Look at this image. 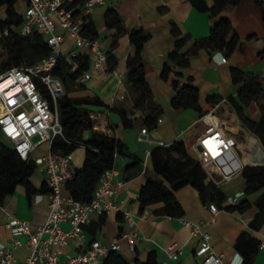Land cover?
I'll return each mask as SVG.
<instances>
[{
	"label": "crops",
	"instance_id": "1",
	"mask_svg": "<svg viewBox=\"0 0 264 264\" xmlns=\"http://www.w3.org/2000/svg\"><path fill=\"white\" fill-rule=\"evenodd\" d=\"M205 3L211 6L213 0H205ZM109 9L115 10L117 16L112 23L106 20ZM262 11L264 0H239L235 5L223 8L217 16H225L230 21L231 29L227 40L235 39L232 48L226 51L199 49L189 56V62L184 67L170 63L172 70L167 77H163L161 71L163 65L169 63L168 53L175 40L173 26L178 27L181 33L191 36L183 50L187 49L193 40L209 35L213 18L208 11L195 9L189 0H104L102 4L94 6L89 13V19L96 31L100 47L111 54L115 63L108 73L101 68H94V55L88 48L74 47L73 38L69 34L65 35L61 48L88 53L87 70L91 72V78L84 83L76 79L77 85H73L68 94L74 98L89 97L101 101L84 104L89 109L93 125L91 130L83 131V137L87 138L92 130L115 136L124 143L126 153L129 154L115 155L111 167V179L115 187L112 199L118 208L103 216L92 214L89 223L84 227L85 245L94 237L103 243L119 238L118 252L130 261L134 258L144 261L150 255L155 258L156 264H199L202 257L195 255L194 251L200 246V237L192 234L183 225L181 219H186L201 223L200 230L210 233L209 243L212 250L216 255H221L217 264H237L239 258H242L237 247L240 237L253 238L257 244L250 264H264V206L259 209L255 204L256 198L264 192V186L244 193L241 198L248 200V206L234 210L227 208L229 204L225 201V196L220 201L213 200L208 195L202 196L190 184L175 190V196L181 206L179 215L167 214L161 201L140 208L137 199L139 189L146 179L157 178L147 151L158 145L156 141L170 143L174 139L182 138L189 150L191 148L195 153L192 145L205 128L199 118L207 111H211L218 119L228 121L231 137L238 145L243 146L241 149L237 145V150L244 165L264 163V158L251 162L247 144L255 138L252 150L257 153L264 150V145L256 134L242 125L232 103L234 100L242 105L252 119L256 120L261 115L259 107L264 105ZM133 29H143L149 33L140 50L141 63L145 81L151 91V102L160 109L155 127L148 129L146 141L137 139L140 128L145 126L142 124L145 110L133 105L137 91L126 80V60L135 50L129 38ZM222 56L226 58L225 61H221ZM233 68L260 79L262 92L258 98L250 100L247 104L241 103L238 92L244 85V80H232ZM175 79L198 89L201 112L193 108L178 109L172 105L171 99L176 93L172 81ZM119 109H124L133 119L131 127H122ZM189 139L191 141H188ZM36 148L43 154L47 143H40ZM70 155L71 169L80 168L84 160V146L78 145ZM132 156L140 160L139 166L125 169ZM143 162L146 167L144 172H141ZM28 180L30 187L27 188L24 182L17 183L13 191L5 195L0 202V244L11 248L18 258L26 257L30 248L25 242L26 235L19 236L23 241L21 245L12 246V235L5 225L7 219L10 215H15L29 219L33 224H40L46 219L49 211L43 167L37 165ZM210 182L224 195L245 188V179L241 172L223 182ZM62 192L69 194L66 185L63 186ZM211 201L219 207L215 214L208 207ZM123 210H129L135 220L138 237L133 240L132 248L121 237L123 231L128 228V223L123 218ZM61 226L67 229L70 224L63 222ZM173 242V249L166 250ZM80 250L68 245L63 248L61 258H64L66 253L72 255ZM176 252L177 258H173L171 254Z\"/></svg>",
	"mask_w": 264,
	"mask_h": 264
},
{
	"label": "built area",
	"instance_id": "2",
	"mask_svg": "<svg viewBox=\"0 0 264 264\" xmlns=\"http://www.w3.org/2000/svg\"><path fill=\"white\" fill-rule=\"evenodd\" d=\"M21 22L17 27L20 36L32 33L40 34L50 46L51 52L33 64H20L0 73V134L10 143L23 159H32L42 166L48 188V215L40 224H33L29 219L10 215L5 225L10 230L12 246L23 243L20 235H26L25 242L30 248L29 254L18 258L11 248L0 244V264H102L103 258L110 250H119V238L103 243L92 238L86 244L84 227L92 214L105 215L117 205L112 199L115 187L112 182L113 169H105L98 180L92 198L87 201L75 199L64 194L62 188L71 179L70 153H60L51 149L54 137L62 136L58 117L57 99L64 94L61 78L53 73L57 57L62 56L70 63V70L77 62L73 57L77 49H62L61 43L69 34L74 40V47H85L94 55L92 66L108 73L106 52L97 39H89L80 33L85 16L92 8L104 0H23ZM7 29H0V36L6 35ZM221 57V61H225ZM91 78V72L84 70L77 78L80 83ZM7 79V83H2ZM205 128L192 147L200 162L206 179L216 183L223 182L241 172L244 164L240 163L237 144L231 143L228 121L218 119L211 111L199 118ZM148 128L142 126L137 139L148 140ZM36 137V139H33ZM233 139V138H232ZM158 145H167L156 141ZM40 143H47L46 151L34 156L33 152ZM149 151H147V154ZM146 163L143 162L141 172ZM243 190H236L225 195L229 205H235L243 196ZM209 210L215 214L219 207L213 201L208 203ZM128 228L121 237L132 248L133 240L138 237L135 220L129 210L122 211ZM68 222L70 227L62 228L61 223ZM192 234L200 237V246L194 251L201 256L199 264H217L221 255H216L209 243L210 233L201 231V223L181 219ZM72 245L81 249L75 254H63V248ZM171 243L166 250H171ZM177 258V252L172 253ZM240 257L237 264L241 263Z\"/></svg>",
	"mask_w": 264,
	"mask_h": 264
},
{
	"label": "trees",
	"instance_id": "3",
	"mask_svg": "<svg viewBox=\"0 0 264 264\" xmlns=\"http://www.w3.org/2000/svg\"><path fill=\"white\" fill-rule=\"evenodd\" d=\"M239 0H213L208 6L205 0H189L198 11H208L213 18L209 29V35L205 38L193 40L187 49L183 50L186 43L191 40L188 33H181L178 27L173 26L175 40L173 48L168 53L169 63L162 67L161 75L167 77L172 70V65L184 67L188 64L189 56L199 49L226 51L234 45L235 39L227 40L231 29L230 21L225 16H217L227 6L235 5ZM23 0H0V29H7L6 35L0 36V73L13 67L24 64H33L41 57L51 52L50 46L44 37L37 33L29 36H20L17 27L21 22V10ZM117 19L116 12L109 9L106 20L112 23ZM264 20V11H262ZM80 33L89 38L97 39L94 26L85 16ZM149 33L143 29H133L129 38L134 45V53L126 60V80L136 91L137 96L133 99L136 108L145 110L142 124L148 129L154 128L158 119L159 107L151 102V91L144 78L143 65L141 63L140 50ZM107 69L111 71L115 65L109 52H106ZM77 62L75 69L70 70V63L62 56L57 57L53 73L58 75L65 87L66 93L57 99L58 117L61 123L62 136L53 138L51 149L60 153H70L78 145L84 146V160L80 168H75L71 179L65 185L68 193L75 199L89 201L98 183L101 173L113 166L115 155H128L124 143L115 136L104 132L92 130L87 138L83 137V131L91 130L93 120L89 109L84 104L94 102L100 103L97 98H74L68 92L75 80L87 69L89 63L88 53H78L73 57ZM172 63V65L170 64ZM178 74V72H177ZM232 80L237 82L244 80V85L239 89L238 97L242 104L258 98L262 92L261 81L255 75H246L239 69H231ZM172 85L176 91L171 99L175 108H193L201 112L198 102V89L190 84L180 83L173 80ZM236 113L248 129L256 134L262 145H264V105H260L261 115L258 119H252L244 110V107L232 100ZM122 127L128 128L133 124V119L127 115L124 109L118 110ZM255 138L247 144L246 148L251 162L262 160L264 150L260 153L254 152L252 146ZM149 159L152 170L157 178L148 177L140 187L137 199L140 208L153 202L161 201L164 211L169 215H179L181 206L175 196V190L190 184L195 187L202 196L208 195L211 199L221 200L224 194L215 188V185L206 180V174L198 161L196 154L182 138L172 140L167 145H155L149 151ZM140 160L132 156L131 161L125 169L138 167ZM37 164L32 159H23L14 151L12 146L0 134V202L5 195L11 193L17 183H25L27 188L31 186L28 177L35 170ZM245 179L244 193L256 190L264 186V163L245 164L241 170ZM46 183V182H45ZM48 189V188H47ZM249 202L241 198L235 205H228L230 210L242 209ZM258 208L264 206V192L255 200ZM103 216V215H101ZM238 249L241 251L242 260L240 264H250L252 255L257 247L253 238L244 239L240 237ZM102 264H156L153 256H148L144 261L134 258L132 261L125 258L117 250H110L103 258Z\"/></svg>",
	"mask_w": 264,
	"mask_h": 264
},
{
	"label": "rangeland",
	"instance_id": "4",
	"mask_svg": "<svg viewBox=\"0 0 264 264\" xmlns=\"http://www.w3.org/2000/svg\"><path fill=\"white\" fill-rule=\"evenodd\" d=\"M241 120V119H240ZM241 123H242V125L244 126V127H246V128H248L242 121H241ZM240 134H242V133H240ZM2 136V135H1ZM192 138V137H191ZM190 138V139H191ZM33 139H36V137H34ZM188 140V141H191V140ZM190 151H192V149L190 148ZM42 151L39 149V148H36V150L34 151V156H37V155H39V154H42L41 153ZM242 157H243V155H242ZM63 258V257H62Z\"/></svg>",
	"mask_w": 264,
	"mask_h": 264
},
{
	"label": "bare ground",
	"instance_id": "5",
	"mask_svg": "<svg viewBox=\"0 0 264 264\" xmlns=\"http://www.w3.org/2000/svg\"><path fill=\"white\" fill-rule=\"evenodd\" d=\"M3 84L4 83H7V79L6 80H4L3 82H2ZM230 140L232 141L231 143H236V141L234 140V139H232V138H230ZM237 145H238V143H236ZM241 149H242V147L243 146H241V145H238ZM247 153H248V151H247ZM240 161V163H242V161H241V159L239 160ZM243 164V163H242Z\"/></svg>",
	"mask_w": 264,
	"mask_h": 264
}]
</instances>
